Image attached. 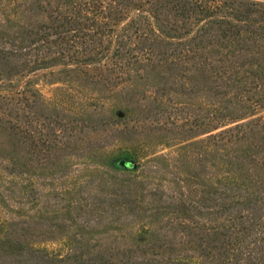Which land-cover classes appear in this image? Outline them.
I'll list each match as a JSON object with an SVG mask.
<instances>
[{"label":"trees","instance_id":"16d2710c","mask_svg":"<svg viewBox=\"0 0 264 264\" xmlns=\"http://www.w3.org/2000/svg\"><path fill=\"white\" fill-rule=\"evenodd\" d=\"M104 120L177 148L96 180ZM0 264H264V0H0Z\"/></svg>","mask_w":264,"mask_h":264},{"label":"rangeland","instance_id":"374dc122","mask_svg":"<svg viewBox=\"0 0 264 264\" xmlns=\"http://www.w3.org/2000/svg\"><path fill=\"white\" fill-rule=\"evenodd\" d=\"M6 2H12V0H4ZM35 88L39 89L41 94L49 101L53 102L62 94L61 84L54 83L50 84L45 80H36L34 85ZM107 114L113 116L118 115V112L107 111ZM88 122H96L97 120H84ZM108 121L109 125L105 127V132L108 133L106 142L102 147H99L89 153L83 160L88 162H96L98 167L93 172V177L95 179L103 178L106 176H111L116 174L118 168L123 167L125 164L132 163L133 171H139L140 167L148 162L153 156L172 152L177 148V145H166L163 144L164 140L159 141L160 133L156 128H147L146 120H104ZM127 122L126 125L123 122ZM91 133H94L93 131ZM144 140H150L153 144L145 150L140 152L136 151L137 142H142ZM117 158V164L115 166H110V159ZM87 158V159H86ZM80 160L74 158V156L69 155L67 158H61L57 162L50 164L46 168L37 169L34 173L32 170L27 171L24 174L23 189L29 191L31 187L35 184L37 189L42 194V197L50 195L51 192L61 183L68 184L74 181V171L73 165L78 163ZM69 164L72 166L69 168L67 173L63 175L60 179H48L49 168H58ZM109 164V165H108ZM117 168V169H116ZM42 176V178H39ZM44 177V178H43ZM41 246L47 248L50 251L62 250L60 241H49L40 244Z\"/></svg>","mask_w":264,"mask_h":264}]
</instances>
